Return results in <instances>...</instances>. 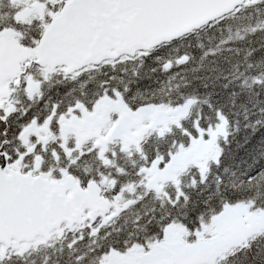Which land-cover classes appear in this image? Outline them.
<instances>
[{
	"label": "snow or ice",
	"instance_id": "snow-or-ice-1",
	"mask_svg": "<svg viewBox=\"0 0 264 264\" xmlns=\"http://www.w3.org/2000/svg\"><path fill=\"white\" fill-rule=\"evenodd\" d=\"M0 264H264V0H0Z\"/></svg>",
	"mask_w": 264,
	"mask_h": 264
}]
</instances>
